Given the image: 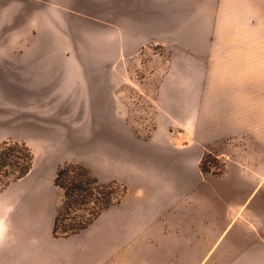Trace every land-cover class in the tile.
I'll return each mask as SVG.
<instances>
[{"label": "crops", "instance_id": "obj_1", "mask_svg": "<svg viewBox=\"0 0 264 264\" xmlns=\"http://www.w3.org/2000/svg\"><path fill=\"white\" fill-rule=\"evenodd\" d=\"M38 1L106 4L110 43L70 57L47 31L16 59L0 52V144L33 154L29 173L0 190V264L264 263V158L248 144L212 151L240 137L264 153V0L0 4ZM126 86L156 111L148 136L127 120ZM210 156L225 159L204 170ZM66 162L126 191L56 237Z\"/></svg>", "mask_w": 264, "mask_h": 264}, {"label": "rangeland", "instance_id": "obj_2", "mask_svg": "<svg viewBox=\"0 0 264 264\" xmlns=\"http://www.w3.org/2000/svg\"><path fill=\"white\" fill-rule=\"evenodd\" d=\"M104 5L106 4H44L40 1H38V4H0V52L4 49H9V51H13L9 59H16L26 49L39 46L47 31L52 34V47L63 48L70 57L73 54L72 49H78V46L81 47L83 44H85L86 49H95L97 46L98 48L99 46L109 48V35L111 33L110 11ZM62 6L70 8L69 10L64 9ZM72 11L76 13L74 14ZM83 27L86 30L84 32L92 34V37L85 42L81 39L79 32L80 28L83 29ZM118 28L119 33H123L122 28L117 27L114 28L116 29L115 34L116 31L118 34ZM146 48L157 50L155 45H148ZM133 76H136L134 79H138L136 74ZM119 91L121 92L122 107L125 110L128 122L140 132L145 133L147 136L150 135L156 123V111L153 106L146 102L145 97L140 96L136 90L131 89L129 86ZM23 117L20 116L19 123L27 124L21 122L24 119ZM10 118H13V116ZM247 144L250 150L255 151L256 155L259 154V158H264V153L258 152L257 149L253 150L251 143L240 137L219 142L213 147L212 151L216 156L225 151L229 153L230 150H239L241 152L242 145ZM239 156H241V153ZM221 159H225V157ZM221 159H217L215 156L205 157L202 163L203 169L206 170L210 167V162L214 166H220ZM232 159H237V156L233 155ZM65 164H71V162H66ZM73 166L77 167V171L79 170V165L74 164ZM70 175L74 176L75 173ZM91 177V175L87 176L85 185L94 192L95 197H99L97 192L103 190L100 187L103 183H92L89 180ZM111 183L105 184L106 192H108L109 198L115 202V199L120 195V191L117 186L110 185ZM85 185L83 186L85 187ZM62 195L61 197L63 198ZM62 198L59 207H61ZM100 204L103 203L94 199L73 204L69 210V218L73 219V221L68 220L67 224L73 223L74 218H77V222L89 218L90 215L100 209ZM261 244L264 245V239H262Z\"/></svg>", "mask_w": 264, "mask_h": 264}, {"label": "trees", "instance_id": "obj_3", "mask_svg": "<svg viewBox=\"0 0 264 264\" xmlns=\"http://www.w3.org/2000/svg\"><path fill=\"white\" fill-rule=\"evenodd\" d=\"M32 165L33 154L24 142L9 140L1 143L0 190H4L12 182L26 176L31 170ZM73 165L74 163H64L59 166L57 170L55 184L63 192V198L55 220L54 234L56 237H67L78 233L93 221L98 215L99 210L109 207L112 203H119L126 191L120 184L112 182L110 185L117 186L120 191V195L115 199V202L109 198L105 184L100 186L103 190L97 192L99 197H95L96 195L86 187L87 185H85V182L87 176L90 175L92 176L89 179L90 182L98 184V180L92 175L90 170L83 165L77 164L80 166L78 167V171L77 167ZM71 173H75V175L71 176ZM83 185H85V187ZM92 199L99 200L103 203L100 204V209L90 215L89 218H85L84 221L79 220L77 222V218H74L73 223L67 224L68 220L73 221V219L69 218V210L72 208V205L79 202H87Z\"/></svg>", "mask_w": 264, "mask_h": 264}]
</instances>
